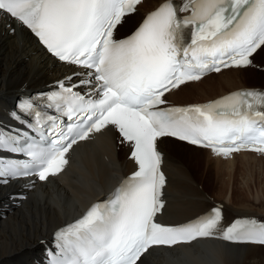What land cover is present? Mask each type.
Returning <instances> with one entry per match:
<instances>
[{
	"label": "snow or ice",
	"instance_id": "obj_1",
	"mask_svg": "<svg viewBox=\"0 0 264 264\" xmlns=\"http://www.w3.org/2000/svg\"><path fill=\"white\" fill-rule=\"evenodd\" d=\"M142 2L0 0V17L77 69L18 98L8 120H0V186L47 181L64 171L74 146L110 130L137 164L105 200L54 233L47 264H145L150 249L199 238L264 246V222L237 218L222 227L220 205L184 223L158 222L166 205L163 138L225 158L264 154V89L186 106L168 100L210 73L254 66L264 52V0H162L120 37L118 26Z\"/></svg>",
	"mask_w": 264,
	"mask_h": 264
},
{
	"label": "bare ground",
	"instance_id": "obj_2",
	"mask_svg": "<svg viewBox=\"0 0 264 264\" xmlns=\"http://www.w3.org/2000/svg\"><path fill=\"white\" fill-rule=\"evenodd\" d=\"M161 2L144 0L128 21V31ZM8 25L15 27L16 32H11ZM76 70L49 56L31 33L20 29L15 21L0 17V120H8L17 95L45 87ZM246 70L253 73L251 77L259 76L264 80L263 73L251 71L255 69L230 68L181 86L169 97L188 104L214 99L241 88L258 87L247 84ZM195 95L202 99L188 100ZM158 146L166 171V205L159 217L161 221L177 224L194 218L212 208L216 203L213 200L225 205L222 227L235 217L257 214L248 204L249 200L235 208L232 193L218 194L217 198L212 196L203 187L201 179L212 183L223 173L231 174L236 158H255L262 162L263 154L241 152L225 158L173 138H163ZM74 149L64 171L50 176L47 181L32 186L29 179H20L0 186V264H41L43 246L56 229L83 215L95 200L114 191L122 178L137 167L135 161L129 159L130 146L120 142L115 130L96 134ZM16 192L27 194V199L11 198ZM259 204L263 206L264 201L260 200ZM145 264H264V246L232 244L213 237L171 248H154L147 255Z\"/></svg>",
	"mask_w": 264,
	"mask_h": 264
},
{
	"label": "rangeland",
	"instance_id": "obj_3",
	"mask_svg": "<svg viewBox=\"0 0 264 264\" xmlns=\"http://www.w3.org/2000/svg\"><path fill=\"white\" fill-rule=\"evenodd\" d=\"M259 57L260 59L262 58L264 60V52H262L261 55H259ZM251 71L257 73H263L264 75V72H259L257 70L256 71L251 70ZM249 72L250 71L248 70L244 72L246 78H248L247 84L258 85V87H264V80L262 79V77L259 76L251 77L253 73H249ZM197 96L198 95H195L189 98L188 100L202 99V97H197ZM258 157H262V156H258ZM236 161L237 162L235 163V168L232 171L233 173L231 172L230 175H228L227 173L226 174L223 173L224 175L222 174L219 178L218 177L216 178L217 180L219 179L218 181L213 179L212 183H208V181H206L205 179H201L202 180L201 182L203 183V187H205V189L209 193H211L212 196L214 195L216 198L218 197V194L219 195L225 194L226 192L228 194L232 193L233 200L237 202V203L235 202L236 204L235 208H237V204H242L241 202H244L245 200H249L248 204L251 205L252 207L251 209L253 210L254 214L255 213L260 214V212L264 213V204L261 207L259 204L260 200L264 201V165L263 166L261 165L262 162L264 161L261 162L260 160H257L255 158H244V157L243 158L238 157L236 158ZM242 162H244L245 164ZM255 162L257 164H255ZM213 172H216L215 169H213ZM213 174L215 175V173ZM197 181L199 182L198 178ZM258 197L260 198V200H257ZM211 198L213 199V197ZM259 217L264 218V215H259Z\"/></svg>",
	"mask_w": 264,
	"mask_h": 264
}]
</instances>
